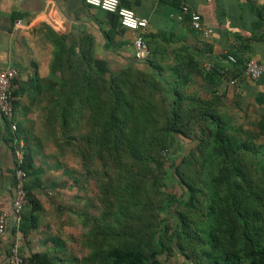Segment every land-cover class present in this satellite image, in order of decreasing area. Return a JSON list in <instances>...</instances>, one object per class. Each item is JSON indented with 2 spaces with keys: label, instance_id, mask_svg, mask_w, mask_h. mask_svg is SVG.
Listing matches in <instances>:
<instances>
[{
  "label": "trees",
  "instance_id": "obj_1",
  "mask_svg": "<svg viewBox=\"0 0 264 264\" xmlns=\"http://www.w3.org/2000/svg\"><path fill=\"white\" fill-rule=\"evenodd\" d=\"M90 39L51 37L60 80L54 147L80 161L72 176L84 204L82 233L67 258L25 256L21 246L23 264H264V117L238 124L216 91L187 94L179 69L172 84L156 68L103 75ZM200 72L211 84L224 71ZM6 131L16 151L22 140L7 120ZM180 140L191 144L178 162L172 151L184 149ZM32 162L24 145L28 199L20 223H8L13 239L38 226ZM169 176L180 191L170 192Z\"/></svg>",
  "mask_w": 264,
  "mask_h": 264
},
{
  "label": "crops",
  "instance_id": "obj_2",
  "mask_svg": "<svg viewBox=\"0 0 264 264\" xmlns=\"http://www.w3.org/2000/svg\"><path fill=\"white\" fill-rule=\"evenodd\" d=\"M119 1L148 21L145 36L154 67L149 59L135 61L134 34L122 28L117 17L88 6L85 0H0V71L11 68L18 74L14 123L32 154L28 185L41 204L37 228L22 240L25 256L67 258L76 253L82 233L84 204L78 200L73 165L54 147L60 80L52 72L56 48L51 37L92 38L95 66L103 75L131 66L148 72L156 68L172 84L179 69L182 78L189 79L187 94L208 98L207 93L216 91L228 115L252 121L264 117V75L254 81L244 70L249 59L264 64V0ZM192 13L200 15L212 35L193 30ZM231 55L235 63L229 60ZM208 66L224 71L211 84L200 72ZM6 138V121L0 115V212L12 210L17 163L16 151ZM10 229L0 248L1 258L13 239Z\"/></svg>",
  "mask_w": 264,
  "mask_h": 264
},
{
  "label": "built area",
  "instance_id": "obj_3",
  "mask_svg": "<svg viewBox=\"0 0 264 264\" xmlns=\"http://www.w3.org/2000/svg\"><path fill=\"white\" fill-rule=\"evenodd\" d=\"M85 2L92 8L117 16L121 27L134 34L132 44L136 61L144 62L149 58L150 48L145 38V33L148 28L147 20L139 18L131 8L122 6L119 0H85ZM191 22L194 31L206 37L213 34L212 29L204 27L200 15L192 13ZM228 58L231 62H236L232 56ZM208 67L209 70L211 66ZM245 74L251 80L258 81L264 75V64L255 59H250L247 62ZM17 76L18 74L15 69L8 68L0 71V115L5 121L7 120L11 123V127L14 131L17 130V126L13 122L15 116L13 91L16 89L15 83ZM23 147L24 144L21 142L16 150L17 163L14 174L15 187L12 210L9 212L4 211L0 214V248L7 234L9 221L19 224L21 220L20 213L27 205L28 193L26 184L28 175L22 168ZM22 240L23 238L17 234L12 240L5 256L3 258L0 257V264H23L24 260L20 253Z\"/></svg>",
  "mask_w": 264,
  "mask_h": 264
},
{
  "label": "rangeland",
  "instance_id": "obj_4",
  "mask_svg": "<svg viewBox=\"0 0 264 264\" xmlns=\"http://www.w3.org/2000/svg\"><path fill=\"white\" fill-rule=\"evenodd\" d=\"M229 116L232 117V118H234V120L238 124L239 123H242V121H244L241 116H238L236 118L234 117L233 114L232 115L229 114ZM180 143H181L180 145L184 146V149H181L178 146H174V149L172 151L173 152L172 154L174 156H176V154L178 155V158H179L178 159V162L181 160L182 155L184 157L186 156V153H187V151H188V149L190 147V144H191L188 140H185V141H181L180 140ZM66 157H67V160L69 161V163H71L73 166H77V164H79V162H80V161L78 162V158H76L75 156H66ZM167 181H168V185H169L170 192H174L175 193V191H178V190L180 191V189L173 182V180H172V178L170 176L168 177ZM91 186L93 187V191H94L95 190V184L93 182H91ZM172 261H174V260L172 259ZM172 261H169V262L172 263Z\"/></svg>",
  "mask_w": 264,
  "mask_h": 264
}]
</instances>
